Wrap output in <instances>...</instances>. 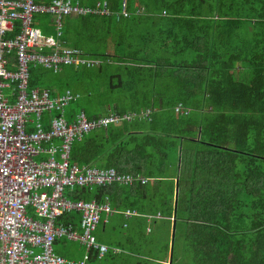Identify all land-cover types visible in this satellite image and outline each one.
Segmentation results:
<instances>
[{"label": "trees", "instance_id": "obj_1", "mask_svg": "<svg viewBox=\"0 0 264 264\" xmlns=\"http://www.w3.org/2000/svg\"><path fill=\"white\" fill-rule=\"evenodd\" d=\"M75 2L110 12L62 19L64 46L95 66L32 65L29 88L78 94L70 122L130 115L76 139L70 162L149 179L65 193L111 208L96 232L110 250L86 264H264V0ZM54 24L34 17L44 34ZM65 241L56 253L71 259Z\"/></svg>", "mask_w": 264, "mask_h": 264}, {"label": "built area", "instance_id": "obj_2", "mask_svg": "<svg viewBox=\"0 0 264 264\" xmlns=\"http://www.w3.org/2000/svg\"><path fill=\"white\" fill-rule=\"evenodd\" d=\"M106 8L104 4L93 10L75 0H0V264H86L92 251L103 258L110 250L96 237L102 215L112 214L109 205L72 201L65 193L75 187L115 181L129 185L134 180L114 170L71 164L70 155L76 139L132 117L111 114L89 119L81 112L69 122L64 108L77 96L66 91L51 97L48 90L29 88L32 65L54 72L61 65L95 66L80 50L60 41L62 19L109 15ZM37 14L53 16L57 39L34 26ZM120 16H128L125 2ZM53 111L59 113L45 126L43 115ZM70 213L80 214L78 227L58 222ZM61 239L80 244L85 250L83 260L57 254L55 243Z\"/></svg>", "mask_w": 264, "mask_h": 264}, {"label": "crops", "instance_id": "obj_3", "mask_svg": "<svg viewBox=\"0 0 264 264\" xmlns=\"http://www.w3.org/2000/svg\"><path fill=\"white\" fill-rule=\"evenodd\" d=\"M97 7H100V4L98 3L97 4V6H96V8ZM67 91H69V90H67ZM66 92V91H65ZM64 92V93H65ZM71 92V91H70ZM63 93V94H64ZM73 96H77V98L76 99H78L79 98V95L78 94H75V93H73ZM72 103V102H71ZM70 103V104H71ZM69 104V105H70ZM68 105V106H69ZM65 112V111H64ZM81 112H83V111H81ZM81 112H79V113H81ZM79 113H76L75 114V116L76 115H78ZM66 115V114H65ZM74 116V117H75ZM74 119V118H73ZM72 119V120H73ZM70 122V121H69ZM121 176H129V177H131V178H133V182H132V184H134V183H140V184H142V185H145V184H147V182H148V180L149 179H147V178H145V177H143V178H145V179H147V182H145V183H143L142 181H141V179H142V176H140V175H134V174H120ZM132 184H129V185H132ZM103 217H101V220L103 219V228L105 227V225H106V219H107V217H106V215L105 214H103L102 215ZM100 225V224H99ZM98 227H100V226H98ZM96 237H97V235H96ZM98 239V238H97ZM69 242V241H68ZM244 242V241H243ZM77 244V243H76ZM103 244V243H102ZM105 245V244H104ZM78 246H79V248H81V251L80 252H78L77 250H75V248H70V247H66V252L69 254V255H71V259L70 260H76V261H81V260H83V258H84V255H85V250H84V248H82V246H80L79 244H78ZM107 246V245H106ZM116 251V250H115ZM58 254V253H57Z\"/></svg>", "mask_w": 264, "mask_h": 264}, {"label": "rangeland", "instance_id": "obj_4", "mask_svg": "<svg viewBox=\"0 0 264 264\" xmlns=\"http://www.w3.org/2000/svg\"><path fill=\"white\" fill-rule=\"evenodd\" d=\"M40 29V28H39ZM41 30V29H40ZM42 31V30H41ZM53 33L52 34H45V35H49V36H53L57 39V32H56V25L54 24V29H53ZM63 32V31H62ZM44 34V33H43ZM61 41V40H60ZM71 105L69 106H66L64 108V111L66 114H68L70 111H71ZM103 217V216H102ZM66 242V247H70V248H75V250H77L78 252L81 251V248H79L78 246V243H73V242H68V241H65ZM80 245V244H79ZM55 251L58 252L59 251V245L55 246Z\"/></svg>", "mask_w": 264, "mask_h": 264}]
</instances>
